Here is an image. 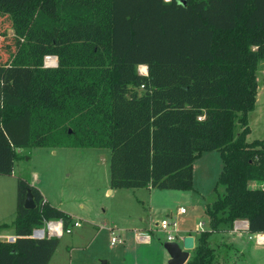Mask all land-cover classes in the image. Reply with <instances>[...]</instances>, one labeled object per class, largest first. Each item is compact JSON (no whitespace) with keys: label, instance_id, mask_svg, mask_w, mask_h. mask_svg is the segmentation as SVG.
<instances>
[{"label":"trees","instance_id":"16d2710c","mask_svg":"<svg viewBox=\"0 0 264 264\" xmlns=\"http://www.w3.org/2000/svg\"><path fill=\"white\" fill-rule=\"evenodd\" d=\"M0 16L17 32L0 62V174L12 173L18 149L104 148L112 189H190L194 159L218 151L224 192L185 264H214L210 235L237 220L264 233V141L246 139L264 0H0ZM16 193L0 264H48L59 238L30 234L72 218L25 179Z\"/></svg>","mask_w":264,"mask_h":264},{"label":"rangeland","instance_id":"374dc122","mask_svg":"<svg viewBox=\"0 0 264 264\" xmlns=\"http://www.w3.org/2000/svg\"><path fill=\"white\" fill-rule=\"evenodd\" d=\"M16 35L11 19L0 16V62L8 60L15 50ZM138 68L142 72V67ZM257 83L247 141H264V60L258 65ZM18 153L21 157L12 173L0 174V224H11L15 219L19 178L41 187L52 203L62 201L63 208L81 223L71 234L59 237L48 264H167L166 234L155 224L163 218L176 220V242L181 245L187 232L198 237L199 222H203L204 231L209 230L207 205L224 192L223 186L217 185L222 169L218 151H207L194 159L190 189L117 188L110 193L108 149L38 147L22 148ZM180 207L187 213L176 215ZM12 231L10 226L0 233ZM223 232L209 237L216 251L214 264H264V243H258L255 234ZM147 233L151 241L138 240L137 236ZM114 236L123 237V243L111 245Z\"/></svg>","mask_w":264,"mask_h":264},{"label":"built area","instance_id":"2783aa9c","mask_svg":"<svg viewBox=\"0 0 264 264\" xmlns=\"http://www.w3.org/2000/svg\"><path fill=\"white\" fill-rule=\"evenodd\" d=\"M45 66L54 67L57 65V59L55 56H48L44 60ZM138 71L142 74H146L141 72L138 68ZM186 209L184 207L178 208L176 215H184L186 214ZM80 222L78 220H72L69 225L65 226L62 219H50L45 220L43 226L36 227L33 229L32 233L30 234L31 238L34 239H41L44 237H61L63 234H71L73 228L79 227ZM156 227H158L161 231H163L166 234V241L169 242H176L177 234L179 233V229L177 227V222L173 218H163L160 220V222H157L155 224ZM248 229V223L246 220H237L234 222L232 227V232L236 233L238 235H241V232L247 231ZM198 231L199 233L204 231L203 222L198 223ZM138 240L142 242H149L150 241V235L144 234L137 236ZM181 237V242H182ZM256 241L258 243H264V233H256L255 234ZM12 241V239H11ZM123 240L119 236H114L111 238L110 243L111 245L115 243H121Z\"/></svg>","mask_w":264,"mask_h":264},{"label":"water","instance_id":"95a60500","mask_svg":"<svg viewBox=\"0 0 264 264\" xmlns=\"http://www.w3.org/2000/svg\"><path fill=\"white\" fill-rule=\"evenodd\" d=\"M147 70V66H146ZM35 204L31 191H27V195L24 201V207L26 209L34 208ZM15 238H12V241ZM164 248L169 253V260L167 264H185L190 256V251L194 248V238L191 235H186L182 238V245L178 242L165 241L163 243Z\"/></svg>","mask_w":264,"mask_h":264},{"label":"crops","instance_id":"0c3cea01","mask_svg":"<svg viewBox=\"0 0 264 264\" xmlns=\"http://www.w3.org/2000/svg\"><path fill=\"white\" fill-rule=\"evenodd\" d=\"M141 67H144V66H141ZM146 67V66H145ZM38 148V147H37ZM51 149H54V148H51ZM55 149H57V148H55ZM19 150L20 149H18L17 151L19 152ZM22 150V149H21ZM57 151L58 150H56V151H54L53 153H57ZM67 151H69V150H67ZM204 153V152H203ZM103 160H104V158H103ZM16 161H18V160H16ZM15 161V162H16ZM105 162H106V160H105ZM193 171H194V166H193ZM254 183H259V182H253L252 183V186L253 187H260L261 186V183H259L258 185H254ZM31 185H33V186H35L36 188H38V190L41 192V194L43 195V197H44V199L46 200V201H48L52 206H55V207H57V208H59V209H61L62 211H64V212H66V213H68L70 216H71V218H72V220H74L73 219V214L70 212V211H67L65 208H63V206H62V201L60 202V203H52L47 197H46V195H45V193H44V191L41 189V187H39V186H36V185H34V184H32V183H30ZM112 188H110V179H109V188L107 189V192L108 193H110L112 190H111ZM150 229V228H149ZM224 229V228H223ZM1 231V230H0ZM224 231V230H223ZM222 230L220 231V233H224ZM72 233V232H71ZM229 234H231V233H233L231 230L228 232ZM148 234V233H147ZM236 234V233H235ZM186 235H191V236H193V238H194V245L196 244V242H197V237L196 236H194V235H192L191 234V232H187L184 236H186ZM183 236V237H184ZM15 238V234H14V230L11 232V233H6V234H3V233H0V240H2V241H11V239L12 238ZM120 237V236H119ZM123 241H124V238L123 237H120ZM123 241L121 242V243H123ZM150 241H151V239H150ZM121 243H119V244H121ZM116 244V243H115ZM115 244H113V245H115ZM181 245H182V242H181Z\"/></svg>","mask_w":264,"mask_h":264},{"label":"bare ground","instance_id":"6f19581e","mask_svg":"<svg viewBox=\"0 0 264 264\" xmlns=\"http://www.w3.org/2000/svg\"><path fill=\"white\" fill-rule=\"evenodd\" d=\"M142 72H143V73L146 72V67H142Z\"/></svg>","mask_w":264,"mask_h":264}]
</instances>
